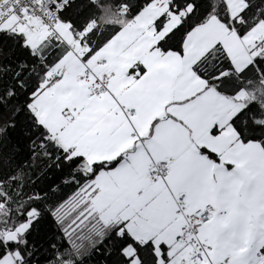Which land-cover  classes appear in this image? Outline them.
<instances>
[{"label": "snow or ice", "instance_id": "obj_1", "mask_svg": "<svg viewBox=\"0 0 264 264\" xmlns=\"http://www.w3.org/2000/svg\"><path fill=\"white\" fill-rule=\"evenodd\" d=\"M240 5L0 0V264H264V0ZM130 32L162 66L136 60L118 96L89 62ZM71 57L108 114L66 99ZM189 151L201 206L177 178Z\"/></svg>", "mask_w": 264, "mask_h": 264}, {"label": "crops", "instance_id": "obj_2", "mask_svg": "<svg viewBox=\"0 0 264 264\" xmlns=\"http://www.w3.org/2000/svg\"><path fill=\"white\" fill-rule=\"evenodd\" d=\"M230 5L232 6L234 12L239 11V8L241 6L240 0H230ZM161 12V9H154L152 15L154 17L159 15ZM147 23H151V20H148ZM140 27L142 28L143 25H140ZM210 33L215 38H223L226 35L219 25H214L210 30ZM147 35L150 38L152 34L147 33ZM138 37V32H130L121 44L120 48L115 49L109 53L110 58L107 65H96L93 62H89V66L93 70H95L97 74L112 71L116 72V77L112 78V82L117 86L114 90L117 92L118 96L121 92H124V94L127 95V92H125V84L128 83L131 78L125 80V74L128 68L131 67L136 60H143L145 63L152 64L153 67L156 68L162 66L156 62V54L149 55L147 51L149 43L154 41L144 40L143 38ZM123 48H127L128 50L126 52L122 51ZM68 67L70 72L69 84L71 85L72 90L68 93L66 99H68L69 102H75L79 105L87 106L86 112L92 114V116L90 117L91 119H94L102 114H108V107H115L110 98L107 99V102H105V97H92L91 99H89L87 96V83H83L80 80H77V77L84 73V66L81 65L78 61L77 63H75L74 61H70L68 63ZM53 123L58 125L60 121H54ZM72 132L77 136L87 135L83 128H76L74 126H72ZM194 134L198 136L199 131ZM198 142L207 144L208 147L212 148L215 151H222V144L208 136L206 130H203V139L198 140ZM184 143H189L187 132L184 133ZM195 159L196 158L192 155V151H189L180 157V167L177 170V178L179 179L183 177L189 180V195L194 198L195 206H201V201L209 193L201 189L199 186V178L197 176L195 166L193 165V161ZM260 166L261 168H264V162H260ZM247 208L248 214L254 215L257 210L255 200L250 201L247 205ZM192 210H194V208ZM232 214L234 216H240L243 214V211L235 202H233L232 204Z\"/></svg>", "mask_w": 264, "mask_h": 264}, {"label": "rangeland", "instance_id": "obj_3", "mask_svg": "<svg viewBox=\"0 0 264 264\" xmlns=\"http://www.w3.org/2000/svg\"><path fill=\"white\" fill-rule=\"evenodd\" d=\"M161 11H163V9H161ZM70 61H74L75 63H77L78 60H76L75 57H71V58L69 59L68 63H69ZM78 62H79V61H78ZM83 83H84V82H83Z\"/></svg>", "mask_w": 264, "mask_h": 264}, {"label": "built area", "instance_id": "obj_4", "mask_svg": "<svg viewBox=\"0 0 264 264\" xmlns=\"http://www.w3.org/2000/svg\"><path fill=\"white\" fill-rule=\"evenodd\" d=\"M93 70V69H92ZM95 72V70H93ZM96 73V72H95ZM89 80H91V77H89ZM81 82H85V81H81ZM86 83V82H85Z\"/></svg>", "mask_w": 264, "mask_h": 264}, {"label": "trees", "instance_id": "obj_5", "mask_svg": "<svg viewBox=\"0 0 264 264\" xmlns=\"http://www.w3.org/2000/svg\"><path fill=\"white\" fill-rule=\"evenodd\" d=\"M105 19H106V21H107V22H111L110 20H108V18H107V17H106Z\"/></svg>", "mask_w": 264, "mask_h": 264}]
</instances>
